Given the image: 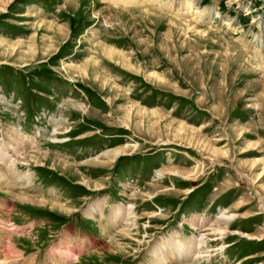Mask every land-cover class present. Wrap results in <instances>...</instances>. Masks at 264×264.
<instances>
[{"label":"rangeland","instance_id":"obj_1","mask_svg":"<svg viewBox=\"0 0 264 264\" xmlns=\"http://www.w3.org/2000/svg\"><path fill=\"white\" fill-rule=\"evenodd\" d=\"M187 1L0 0V264H264V0Z\"/></svg>","mask_w":264,"mask_h":264},{"label":"bare ground","instance_id":"obj_2","mask_svg":"<svg viewBox=\"0 0 264 264\" xmlns=\"http://www.w3.org/2000/svg\"><path fill=\"white\" fill-rule=\"evenodd\" d=\"M102 1H105V2L110 3V4H114V5L115 4H125V5H127V4L132 5L133 4L134 5V3H136V1H140V0H102ZM141 1L143 3H145V2H150V3L151 2H157L159 7L162 6L161 0H141ZM143 3H141V4H143ZM193 5H194V3L192 0L187 1L185 3V6H186L185 11L186 12H192V13L194 12V16H197L202 11H200V10L198 11V9L195 10V6H193ZM193 10H195V11H193ZM100 46L101 47H99L98 50H100L101 53L103 55H105L106 57L114 58L115 56L120 55L113 48L106 47L102 44H100ZM32 49H33V47H32ZM27 50H29V49H27ZM30 51H32V50H30ZM89 66L90 65H87L85 63H82L80 65H71L70 64V65H67L68 69H66V70H69V69L75 70V71H78V72L85 74L84 70L86 69V67H89ZM72 105H74L73 106L74 108L83 111V106L81 104H78V105L72 104ZM58 134H60V133L58 131H55V129H54L52 136H56ZM15 139L17 140V138H15ZM54 140L58 141L57 138H55ZM6 153H7L6 151H3V150L1 151L0 156H2V158H0V160L5 161V162L8 161L10 156H8V153L6 155ZM38 155L45 156V154L41 153V152H38ZM14 164H15V160L13 162L9 161L8 165H6L5 168L0 167V188L1 189L5 190L8 194L12 195V197H14L19 203H22V204L25 203V204L34 205V206L35 205L36 206L50 205L51 209L56 208V209H63L64 210L66 208L65 205L59 204V203L55 202L54 200L37 196L38 195L37 191L35 189H33V187L30 186L31 184L29 185L27 183L28 180H27L26 174H24L23 172H18V174H17L16 170H15L16 168L14 167L15 166ZM6 169H7V172L9 173V176L5 173ZM10 174H11V176L13 175V177H12L13 180L10 179ZM101 205L102 204L100 202L91 203L92 207L89 206V211H90L89 213L94 215L95 212H97L99 210ZM124 212H126L127 215L130 214L129 210L128 211L124 210L122 207L113 208L112 209V215H111V222L116 223V221L121 217V215L122 214L124 215ZM219 216H220L221 221L228 219V216L224 212L221 213V215H219ZM232 217H234V215H232ZM193 229L197 230V228H195V227H193ZM109 238L111 240V237H109ZM170 238H171V236L169 238H167L166 241L163 242L165 244L164 248L160 246V248L156 249L157 254L163 255L166 262H171L173 256H175V258L178 259L183 254H184L183 256L185 257V255L190 251H195L197 249L200 250L201 247L197 248V246H200L203 243V240H202L203 238L197 239L196 237L193 236L191 240L189 239L188 241L183 242L184 244L180 243L181 247L184 248L183 251L180 250L181 252H179V253H177V252L173 253L172 247H175V245L171 242ZM193 241H196V243H193ZM176 243H177V245L179 244L178 242H176ZM207 256H210V255H207ZM6 259L7 258L2 259L1 263L6 264L5 263ZM8 264H10V263H8Z\"/></svg>","mask_w":264,"mask_h":264}]
</instances>
